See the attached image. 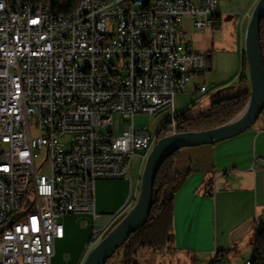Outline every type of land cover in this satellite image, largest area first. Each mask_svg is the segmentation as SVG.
Returning <instances> with one entry per match:
<instances>
[{
  "label": "built area",
  "instance_id": "built-area-1",
  "mask_svg": "<svg viewBox=\"0 0 264 264\" xmlns=\"http://www.w3.org/2000/svg\"><path fill=\"white\" fill-rule=\"evenodd\" d=\"M219 8L220 0H76L64 15L51 0H0V264H52L62 220L73 214L94 223L84 264L129 212L139 181L103 223L96 183L133 187L135 159L140 172L164 125V137L178 132L176 96L208 68L186 22L196 32L218 28ZM164 110L154 130L135 123Z\"/></svg>",
  "mask_w": 264,
  "mask_h": 264
},
{
  "label": "crops",
  "instance_id": "crops-1",
  "mask_svg": "<svg viewBox=\"0 0 264 264\" xmlns=\"http://www.w3.org/2000/svg\"><path fill=\"white\" fill-rule=\"evenodd\" d=\"M258 1L252 0L249 10L241 14L240 19H236L230 10L219 11L222 23L218 28L196 32L191 22H186L188 36L196 32L198 42L201 39L214 40L213 30H218L220 36L217 39L218 49L198 50L206 56L213 52L212 61L205 73L193 75L187 86V95L191 99L182 113L188 111L189 115L191 105L194 108L197 100L202 103L208 99L204 109L210 113L213 102L217 101L214 95L218 98L231 92L234 87L237 90L243 87L244 92L250 91L251 86L240 81L246 49V19L250 18ZM224 25L225 30L234 28V49H221L226 45L225 37L221 35L225 31ZM220 53L227 54L228 60L224 61L226 56ZM216 66L228 69L227 76L219 83H212L207 94L199 93L200 87L208 83L207 80L214 74ZM207 72L212 73L208 75ZM192 95L202 96L194 99ZM175 106L180 114L176 99ZM263 156L264 116L252 128L233 138L212 145L182 149L176 157V171L187 175V178L176 196L172 211L173 245L167 252L143 256L145 264H213L215 254L218 256L220 252L228 253L224 264L252 262L254 240L259 233L258 220H264V165L255 164L254 160ZM212 188L214 193L210 194ZM125 204L121 203L114 209L103 207L101 210L113 216Z\"/></svg>",
  "mask_w": 264,
  "mask_h": 264
},
{
  "label": "trees",
  "instance_id": "trees-1",
  "mask_svg": "<svg viewBox=\"0 0 264 264\" xmlns=\"http://www.w3.org/2000/svg\"><path fill=\"white\" fill-rule=\"evenodd\" d=\"M45 1V0H36ZM53 6L66 15L76 7V0H65L59 4L58 0H51ZM261 51L264 63V20L261 24ZM208 68L212 61V53L207 54ZM241 83L249 84V67L245 54ZM250 91L232 98L214 101L208 115L190 117L188 111L176 118L179 133L195 132L214 129L230 123L238 117L249 103ZM264 114V112H263ZM262 114V115H263ZM261 115V116H262ZM170 123L165 124L161 138L169 130ZM179 152L168 158L161 166L154 185L152 210L145 226L133 233L130 238L117 250L107 264H145L143 256L146 254L164 253L173 245L172 211L175 199L182 188L187 175L176 171V157ZM125 217V216H124ZM121 218L105 235V237L124 219ZM255 254L252 264H264V232L257 233L254 240ZM228 253L218 254L217 264H224ZM116 261L112 263L113 260Z\"/></svg>",
  "mask_w": 264,
  "mask_h": 264
},
{
  "label": "water",
  "instance_id": "water-1",
  "mask_svg": "<svg viewBox=\"0 0 264 264\" xmlns=\"http://www.w3.org/2000/svg\"><path fill=\"white\" fill-rule=\"evenodd\" d=\"M246 31L250 100L245 110L230 123L204 131L175 133L161 138L150 152L141 178L139 196L124 219L89 253L84 264H107L117 250L147 223L153 204L154 185L163 163L182 149L212 145L233 138L252 128L264 112V63L261 51V24L264 0L250 15Z\"/></svg>",
  "mask_w": 264,
  "mask_h": 264
},
{
  "label": "rangeland",
  "instance_id": "rangeland-1",
  "mask_svg": "<svg viewBox=\"0 0 264 264\" xmlns=\"http://www.w3.org/2000/svg\"><path fill=\"white\" fill-rule=\"evenodd\" d=\"M251 3H252V0H221V8L219 11L224 12L226 10H230L234 13L233 15H235L234 17L236 19H240L242 18L241 14H244L249 10V6ZM249 20L250 19H246V26H247L246 29L248 28ZM224 30H225V25H224ZM217 33H218V30H213L214 40L201 39V42H198L196 38L197 37L196 32H191L188 38L193 42V44L196 46L198 50L205 52L208 50L218 49L219 42L217 39L220 36V33L219 34ZM221 35H223L226 40V43H225L226 45H224V47H222L221 49H224V48L234 49V40H232V37L234 35V28L225 30ZM200 37L202 38L203 36H200ZM221 56H226V59L224 61L228 60L227 54L224 53ZM227 70L228 69L226 68H222V67L220 68L216 66L213 72L214 74L209 77V80H207L208 83L205 84L207 89L213 85L212 83H219L225 76H227L228 74ZM210 73L207 72L206 74L209 75ZM238 88L239 89L237 90L236 87H234V89H231L232 90L231 92L223 94L222 96H219L218 98H217V95L215 94L214 99L215 97L217 100H220L223 98H232L246 91L245 88L243 87H238ZM182 95L181 96L178 95V97L176 98L177 105H178L177 111L180 112V114L182 113L181 111H183L186 104L191 99V98L190 99L188 98L187 88L185 89L184 92H182ZM200 96L202 95L193 96V97L194 99H196V98H199ZM208 100L202 103H200L201 100L199 101L197 100V104L195 105L194 108H192L193 106L191 105L189 107L190 117L208 115L209 112L204 109L205 102H207ZM169 114L170 112L168 110H164L156 117H151L148 115H137L135 118V123L139 127L146 126L149 130H154L155 123L166 120L169 117ZM177 115H179V113H177ZM262 116H264V114ZM123 129H125V125L123 126ZM99 131L106 132L107 129H99ZM144 168H145V164L143 165L142 170L139 172L140 160L135 159V161L133 162L128 172V175L132 177L134 180L133 187H131V183L129 179H119V180L118 179H108V180H99L97 182L96 188H95L96 189V207H97V212L103 215L102 223L105 222L108 218H110V216L106 212H102L101 209L103 207L114 209L121 203L125 204L135 194V186L138 181H139L138 196H139L140 188H141V178H142ZM62 223L64 224L66 228V238L64 240L57 242L56 253L52 259V264H77L79 259L81 258L83 248L88 238L94 231V223H93L92 217L89 215H76V214L67 215L63 218ZM115 261L116 259L113 260L112 263H114ZM181 264H185V263L182 262Z\"/></svg>",
  "mask_w": 264,
  "mask_h": 264
},
{
  "label": "bare ground",
  "instance_id": "bare-ground-1",
  "mask_svg": "<svg viewBox=\"0 0 264 264\" xmlns=\"http://www.w3.org/2000/svg\"><path fill=\"white\" fill-rule=\"evenodd\" d=\"M126 216V215H125Z\"/></svg>",
  "mask_w": 264,
  "mask_h": 264
}]
</instances>
